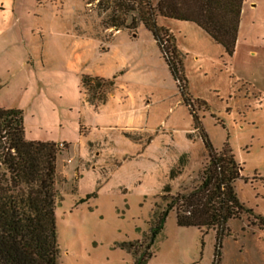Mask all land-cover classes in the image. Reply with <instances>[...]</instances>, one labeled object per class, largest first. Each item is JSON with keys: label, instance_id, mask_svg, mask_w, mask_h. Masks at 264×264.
Segmentation results:
<instances>
[{"label": "rangeland", "instance_id": "1", "mask_svg": "<svg viewBox=\"0 0 264 264\" xmlns=\"http://www.w3.org/2000/svg\"><path fill=\"white\" fill-rule=\"evenodd\" d=\"M89 2L0 0V109L22 111L27 141L58 144L57 264H134L168 198L208 163L193 114L215 151L231 150L253 213L228 221L217 264H264V0H243L232 56L194 23L159 19L177 79L149 31L105 29ZM84 77L114 81L105 103ZM214 250V230L169 212L146 264H213Z\"/></svg>", "mask_w": 264, "mask_h": 264}, {"label": "trees", "instance_id": "2", "mask_svg": "<svg viewBox=\"0 0 264 264\" xmlns=\"http://www.w3.org/2000/svg\"><path fill=\"white\" fill-rule=\"evenodd\" d=\"M242 3L243 0H156L153 5L152 0H97L96 7L108 12L103 20L105 29L131 31L142 25L149 31L177 79L181 60L174 37L159 24V19L194 23L220 45L226 55L232 56ZM83 83L91 97L102 104L106 101L105 93H110L114 86L113 80L92 77H84ZM193 119L195 129L201 133L208 163L198 185L189 192L168 198L151 229L143 253L136 255L134 264H146L151 258L149 250L169 212L175 213L179 227L215 231L213 264L218 263L228 221L239 219L243 213L253 216L234 192L233 185L240 178V168L231 150L224 146L221 151H215L194 114ZM57 155L58 144L25 139L22 111L0 109V264H57L54 215ZM183 158L184 155L179 162ZM175 174L172 169L170 177ZM164 192L169 193L170 188L165 187ZM254 218L255 224L264 229V218ZM123 246L128 252L133 248L132 243Z\"/></svg>", "mask_w": 264, "mask_h": 264}, {"label": "crops", "instance_id": "3", "mask_svg": "<svg viewBox=\"0 0 264 264\" xmlns=\"http://www.w3.org/2000/svg\"><path fill=\"white\" fill-rule=\"evenodd\" d=\"M159 22V21H158ZM160 24V23H159ZM161 25V24H160ZM162 26V25H161ZM162 27H164V26H162ZM165 28V27H164Z\"/></svg>", "mask_w": 264, "mask_h": 264}]
</instances>
